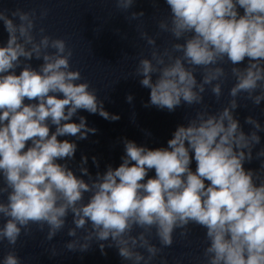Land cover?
Here are the masks:
<instances>
[{
    "label": "clouds",
    "instance_id": "1",
    "mask_svg": "<svg viewBox=\"0 0 264 264\" xmlns=\"http://www.w3.org/2000/svg\"><path fill=\"white\" fill-rule=\"evenodd\" d=\"M115 4L127 12L134 0ZM166 4L170 14L158 28L184 43L161 51L155 37L140 33L152 47L151 57L141 58L134 73L142 77L141 86L150 89V105L145 107L172 112L182 103L201 105L206 86L219 100L227 79L220 66L225 58L235 78L231 99L215 113L204 105L187 126H177L167 147L149 149L123 139L122 163L115 169L109 165L95 178L84 167L87 157H82L79 170L88 176L87 182L66 163L57 162L72 160L77 149L76 143L58 137L84 140L97 132L83 116L79 123L72 122L79 110L110 121L120 117L105 110L88 82L77 83L81 73L71 70L73 52L64 39L44 35L41 27L37 40L35 9L0 8V22L8 33L6 45L0 46V219L6 221L0 225V242L14 248L22 232L31 234L33 224L41 232L47 227L45 239L51 241L66 227L71 213L74 226L67 235L74 239L64 247L72 252H85L96 241L102 253L106 246L115 247L131 264H151L172 246L177 229L186 238L188 225L195 224L206 229L205 264H264V160L259 170L244 168L260 143L257 133L264 129L249 116L245 123L254 130L245 134L234 117L242 93L255 106L264 101V0H166ZM47 14L44 9L39 18ZM143 15L133 12L130 18ZM246 57V67L235 66ZM33 58L43 60L38 69L25 63ZM126 99L131 103L133 97ZM255 158H264V148ZM92 159L99 167L96 157ZM153 169L155 176L145 182ZM78 230L85 234L78 237ZM153 230L160 247L150 240ZM51 255H57L55 248ZM2 264L22 261L9 251Z\"/></svg>",
    "mask_w": 264,
    "mask_h": 264
}]
</instances>
